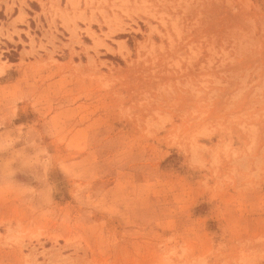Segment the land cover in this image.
Instances as JSON below:
<instances>
[{"label": "rangeland", "instance_id": "374dc122", "mask_svg": "<svg viewBox=\"0 0 264 264\" xmlns=\"http://www.w3.org/2000/svg\"><path fill=\"white\" fill-rule=\"evenodd\" d=\"M3 3L0 264H264V0Z\"/></svg>", "mask_w": 264, "mask_h": 264}, {"label": "crops", "instance_id": "0c3cea01", "mask_svg": "<svg viewBox=\"0 0 264 264\" xmlns=\"http://www.w3.org/2000/svg\"><path fill=\"white\" fill-rule=\"evenodd\" d=\"M1 2H2V4H1V2H0V9H1V6L4 4L3 2H7V3H9V0H0ZM31 2V1H30Z\"/></svg>", "mask_w": 264, "mask_h": 264}]
</instances>
